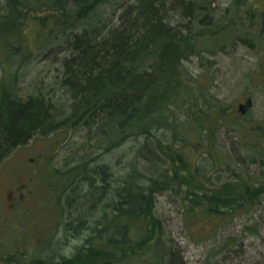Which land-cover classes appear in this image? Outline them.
Returning <instances> with one entry per match:
<instances>
[{"label":"rangeland","instance_id":"1","mask_svg":"<svg viewBox=\"0 0 264 264\" xmlns=\"http://www.w3.org/2000/svg\"><path fill=\"white\" fill-rule=\"evenodd\" d=\"M16 2L14 9L24 15L21 28L34 50L40 39L35 16L48 10L34 11L30 0ZM207 3H199L196 12L200 15L189 26L179 16L174 19L173 25L186 38L181 52L184 60L173 70L160 74L152 87L148 115L155 122L154 136L123 140L118 119L106 120L104 113L89 120L81 117L83 111L72 110L77 98L71 95L70 88L62 86L61 57L41 53L36 59L31 73L20 81L17 94L23 99L35 93L51 98L57 114L55 123L61 125L46 137H35L18 147L0 168V264L58 261L84 245L91 231L72 237L69 233L72 223L67 219L71 218V222L81 219V214L72 211L71 196L89 190L86 183L80 182L78 186L83 190L75 193L76 184L72 188L67 173L77 166L88 163L87 174L94 176L96 182L98 178H106V174L116 181L126 178L133 169L148 177L159 175L169 164L168 158L173 157L181 172L199 169L202 174L213 173L211 181L220 186L240 180L251 184L259 195L250 199L251 209L239 212L238 217L220 227L217 238L211 230L204 235L206 241L197 243L190 238L194 228L189 231L182 219L184 205L190 203L189 186L164 178L155 186L154 216L163 222L166 239L176 249L177 259L171 264H179L181 258L184 264H208L217 248L225 252L212 258L211 264H264V0H213L203 5ZM110 4L101 9V18L115 17ZM0 8L13 10L8 0H0ZM198 36L202 38L199 40ZM5 84L8 85L7 80ZM249 98L253 107L242 115L238 106ZM144 103L147 110L149 103ZM207 126L212 130L206 129ZM155 144L165 146L169 152L167 161L162 157L155 159L156 167L146 158L147 151L141 154L143 148L153 151ZM98 166L105 168L100 177L95 174ZM47 170L54 173L50 185L44 184L41 177ZM197 181L211 184L205 176H198ZM64 183L71 186L62 198L66 204L62 209L57 201ZM58 187V199L49 198L50 192ZM47 199L50 200L47 204L53 207L45 206L43 201ZM205 199L203 196L200 201ZM238 199L242 203L240 195L235 198ZM105 203L106 200L97 207L94 222H104L102 214L106 212L111 216V207ZM54 207L58 213L53 211ZM49 211H53V217ZM51 218L53 223H49ZM61 218L65 219L62 225ZM49 226L56 228V232ZM229 238L237 240V245L225 249ZM94 259L97 261L95 256Z\"/></svg>","mask_w":264,"mask_h":264},{"label":"trees","instance_id":"2","mask_svg":"<svg viewBox=\"0 0 264 264\" xmlns=\"http://www.w3.org/2000/svg\"><path fill=\"white\" fill-rule=\"evenodd\" d=\"M8 1L13 10L7 12L0 8V168L18 147L60 129L61 124L55 123L57 114L51 98L48 100L35 93L23 99L17 94L20 81L31 73L41 53L61 57L63 74L59 77L62 86L70 88L71 95L77 98L72 105L75 113L83 111L80 116L88 120L102 113L106 120L118 119L123 140L140 135L154 136L155 122L148 115L152 87L165 71L173 70L184 60L182 51L186 38L173 25L174 19L179 16L188 25L199 17L200 13L196 12L199 3L209 1L203 4L208 5L213 0H30L34 11L48 10L35 16L40 39L34 50L21 28L24 15L14 9L16 0ZM109 4L115 16L112 20L101 18V9ZM188 36L195 38L193 34ZM201 38L198 36L199 40ZM59 41L62 43L55 46ZM144 102L149 103L147 110L143 108ZM147 116L149 121H146ZM206 129L212 130L211 126ZM144 150L155 167L156 158L167 161L169 152L165 146L155 144L153 151L143 148L142 155ZM173 159L176 161L175 157ZM173 159L168 158L169 164L159 175L148 177L133 169L126 178L111 180L112 184L117 182V187L110 189L97 184L100 178L96 182L94 176L87 174L88 163L67 173L68 180L73 182L72 188L76 184L75 193L83 190L78 182L89 186L85 194L71 196L72 211L81 214V219L68 220L72 223L71 235L80 237L84 231H91L84 245L77 248L74 264H171L177 259L175 247L166 239L163 222L154 216L155 186L164 178L189 186L190 203L184 205L182 219L189 231L194 228L190 238L197 243L207 240L204 238L207 231L214 230L217 238L220 227L238 217L239 212L251 209L250 199L259 195L251 184L240 180L220 186L211 181L213 173L202 174L199 169L181 172L175 167L179 162L174 163ZM97 168V177L105 174V168ZM198 176H205L211 184L197 181ZM41 177L45 179L44 184L50 185L49 179L54 173L47 170ZM70 186L62 184L64 190H60L58 205L63 207L62 198ZM59 189L51 192L53 198L58 199ZM238 195L242 203L235 200ZM203 196L206 199L200 201ZM104 200V205L111 207V216L106 217V212L102 214L106 222H94L97 207ZM90 224H93L92 229ZM235 241L229 238L224 248L235 247ZM217 249L208 258V264L225 252ZM179 264H184V258Z\"/></svg>","mask_w":264,"mask_h":264},{"label":"bare ground","instance_id":"3","mask_svg":"<svg viewBox=\"0 0 264 264\" xmlns=\"http://www.w3.org/2000/svg\"><path fill=\"white\" fill-rule=\"evenodd\" d=\"M252 109V108H251ZM250 109V110H251ZM249 110V111H250ZM107 175L108 174H106V178H103L102 180H101V186H105L104 188H107V189H110L111 187H113V184H112V182H111V180H110V177H107ZM53 196H52V194H51V192H50V195H49V198H52ZM67 201L68 200H70V197H68L67 196ZM47 201L49 202L50 200L49 199H47V200H44L43 202H44V204H45V206L47 207H53V206H51V204H47ZM54 201V200H53ZM51 202H52V200H51ZM55 203V202H54ZM54 206H56L57 207V205L56 204H54ZM66 207V204H63V207H62V209L63 208H65ZM56 211V213H58L57 212V208H53V211ZM53 211H49L50 213H51V215H50V217H53L54 216V214H53ZM65 211H66V209H65ZM46 212H48V211H46ZM62 212H64V210H62ZM108 216V215H107ZM62 218H65V216H63L62 215ZM61 218V221H63V219ZM68 220L70 219V218H67ZM107 220V219H106ZM106 220H105V222H106ZM64 221H65V219H64ZM61 222V225L62 224H64L65 222ZM54 222V220H53V218H51V220L49 219V223H53ZM50 227V229L51 230H53V232L55 233L56 232V228H54L53 226H49ZM48 228V227H47ZM59 227H57V229H58ZM37 229V228H36ZM35 229V230H36ZM70 233V232H69ZM72 236V235H71ZM73 237V236H72ZM3 250V249H2ZM76 255H77V247L74 249V252H73V254L70 256V257H62L60 260H58V261H48V263H43V264H74V262H75V258H76Z\"/></svg>","mask_w":264,"mask_h":264},{"label":"water","instance_id":"4","mask_svg":"<svg viewBox=\"0 0 264 264\" xmlns=\"http://www.w3.org/2000/svg\"><path fill=\"white\" fill-rule=\"evenodd\" d=\"M253 107V100L247 99L244 103L239 104L237 111L244 115L249 112V110Z\"/></svg>","mask_w":264,"mask_h":264}]
</instances>
